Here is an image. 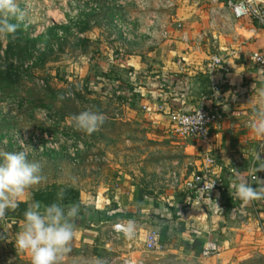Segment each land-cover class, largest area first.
I'll return each instance as SVG.
<instances>
[{"label": "crops", "instance_id": "obj_1", "mask_svg": "<svg viewBox=\"0 0 264 264\" xmlns=\"http://www.w3.org/2000/svg\"><path fill=\"white\" fill-rule=\"evenodd\" d=\"M148 1L145 10L135 4L126 7L125 15L145 26L154 12L161 22L172 24L169 38L150 46L146 36L125 42L121 35L117 39L108 35L119 48L115 53L102 49L112 63L101 60L107 74H94L86 85L98 90L103 102H114L119 122L140 121L154 139L170 138L172 113H188L199 106L218 111L221 118L211 128L209 143L196 139L185 149L202 154L197 172L206 168L204 159L211 156L210 175L221 185L203 195L191 194L183 185L148 193L142 182L117 165L100 187L102 192L90 197L81 192L78 230L62 264H264V197L244 202L230 188L238 177L254 188L264 182V171H256L264 166V133L253 127L257 113L264 111V65L252 59L253 53L264 55V30L253 19L232 16L233 29L211 30V0ZM177 23L189 35L188 42L175 29ZM94 29L98 31L85 34L89 39L99 37L94 44L104 45V30ZM201 33H206L203 40L198 39ZM212 54L223 57V64L212 67ZM32 196L26 193L21 202L29 206ZM39 202L42 207L52 204ZM55 203L70 206L61 200ZM23 221L8 212L0 220L5 235L0 264H30V255L8 242L22 230ZM115 224L131 225L132 235L113 240ZM151 231L159 233L161 251H146ZM213 240L221 247L219 254L202 257L203 245Z\"/></svg>", "mask_w": 264, "mask_h": 264}, {"label": "rangeland", "instance_id": "obj_2", "mask_svg": "<svg viewBox=\"0 0 264 264\" xmlns=\"http://www.w3.org/2000/svg\"><path fill=\"white\" fill-rule=\"evenodd\" d=\"M82 1L15 0L23 17L20 21L26 27L20 25L13 33L16 49L11 57L7 55L9 34H0V68L9 70L12 66L14 77L9 79H17L0 80V150H25L30 160L41 164L43 180L29 193L32 198L35 193L42 194L47 203L60 201L58 194L67 189L74 192L72 197L81 192L87 197L97 195L117 165L142 182L148 193L173 191L197 173L196 161L202 159V154L187 153L185 149L193 146L189 142L196 141L195 138L181 136L172 125L170 138L154 139L147 135L148 129L140 121L117 122V127L113 125L107 130L104 122L92 134L75 127L74 117L85 110L98 112L104 119H119L114 102H103L98 90L83 92L75 84L96 73L107 74L101 60L112 62L109 57L104 58L102 49L115 53L119 48L117 43L107 40L108 35L113 39L120 35L112 25L113 20L108 19V0H95L103 9L89 19L90 31L96 30L93 27L104 30H101L107 41L104 45L94 44L99 37L89 39L76 27L72 29V41L61 40L63 32L56 40L46 33L53 25L77 21L84 13ZM86 21L87 17L81 20V28L87 26ZM42 36L47 42H32ZM82 40H87L88 53H83ZM65 101L69 102L68 108L64 107Z\"/></svg>", "mask_w": 264, "mask_h": 264}, {"label": "clouds", "instance_id": "obj_3", "mask_svg": "<svg viewBox=\"0 0 264 264\" xmlns=\"http://www.w3.org/2000/svg\"><path fill=\"white\" fill-rule=\"evenodd\" d=\"M12 18H23L15 0H0V34L16 31L18 24L10 22ZM74 123L78 130L92 134L102 126L104 117L98 112L85 110L74 117ZM253 127L258 133H264V111L257 113ZM21 144L23 148L24 143ZM256 171H264V166L258 167ZM237 179L238 182L230 186L235 189L236 198L250 202L264 197V182L259 181L254 188L248 181L239 177ZM42 180L41 164L30 160L27 151L0 150V219H4L8 211L15 210L26 193ZM58 196L63 200L64 193ZM79 214L80 207L77 204L63 206L52 203L42 207L39 201H34L24 213L22 230L15 235L14 241L8 239V242H14L17 251L28 253L30 264H62L75 239ZM125 232L131 236L132 226L129 225ZM4 239L5 235L0 234V241Z\"/></svg>", "mask_w": 264, "mask_h": 264}, {"label": "built area", "instance_id": "obj_4", "mask_svg": "<svg viewBox=\"0 0 264 264\" xmlns=\"http://www.w3.org/2000/svg\"><path fill=\"white\" fill-rule=\"evenodd\" d=\"M111 5L116 6L120 10L114 15L113 27L120 33L125 42L135 41L143 36L148 37V44L154 46L158 44V39L165 40L170 36V26L168 22H161L158 15L154 12L149 16V24L140 26L134 24V18L125 15V8L131 4H135L145 10L149 4L148 0H111ZM81 10L91 12L98 10L97 3L93 0H83L81 2ZM210 29H221L228 31L234 28V22L231 16L237 20L253 19L257 25L264 30V0H211L210 1ZM161 5H158L160 8ZM29 25V23H27ZM176 30L182 33L185 42L189 41V35L183 31L180 23L176 24ZM206 33H201L198 37L203 40ZM200 45L198 43L197 47ZM252 59L264 65V55L253 53ZM211 66L218 67L223 64V57L212 54L210 57ZM70 92L66 94L70 96ZM221 114L218 111L210 110L206 106H199L191 112H175L171 114L176 132L183 137H191L200 140L203 144L210 141L211 128L219 122ZM75 156L74 153H71ZM206 168L197 172L190 179L184 180L183 185L191 194L200 193L201 195L216 191L220 187V182L210 175V165L213 164L211 156H206ZM2 220V219H0ZM126 227L121 224H115L112 228V239L121 241L122 236H128L125 232ZM0 234H4V230L0 224ZM3 241H0V244ZM145 249L148 252H158L163 249L160 241V235L156 231H151L146 235ZM221 247L216 241H207L201 250L202 257H212L218 255Z\"/></svg>", "mask_w": 264, "mask_h": 264}, {"label": "trees", "instance_id": "obj_5", "mask_svg": "<svg viewBox=\"0 0 264 264\" xmlns=\"http://www.w3.org/2000/svg\"><path fill=\"white\" fill-rule=\"evenodd\" d=\"M95 2V0H93ZM111 0H108L107 2V5L109 6V18L108 19H112L114 18V15L120 10L119 8H117L116 6H113L109 3ZM223 1H226V0H223ZM95 3H97L99 9L98 10H93L91 12H88V11H84V13L80 14L79 18L77 21H71L69 24L67 25H53L51 27L48 28L47 30V34L49 33V36H51V39H54L56 40L57 37L59 36L58 34L60 32H63V35L61 38V40H68L69 39L71 40V36L72 34L74 35V33L72 32V29L73 28H77L79 32H89L92 27L90 26V21L89 19L90 18H94L95 15L94 14H100L102 12V9L103 7H101V5L96 1ZM87 17V21H86V25L85 27H82L81 28V20L84 19ZM107 19V20H108ZM108 20V21H110ZM20 20H11L12 23H17L18 22V26H20L22 28V26H25L24 23H21L19 22ZM20 23V24H19ZM112 23V21L110 22V24ZM109 26V25H108ZM26 27V26H25ZM88 28V29H87ZM95 28V27H93ZM17 30V29H16ZM45 33V34H46ZM13 33L9 34V50L7 51V55L8 57H11V55L13 56V51L16 49V45L13 43ZM76 38V36H74V39ZM73 39V40H74ZM41 40H45L47 42V38L46 37H39V39H37V37L35 39L32 40V42L34 44H36L37 41H41ZM72 41V40H71ZM82 44H83V49H84V52L83 53H88V44H87V40H82ZM18 48V47H17ZM0 50H1V42H0ZM27 67V66H26ZM12 70V71H11ZM106 74L104 75H100V74H96V77H105ZM12 76L14 77L13 75V68L12 66L10 67L9 70L7 69H3V68H0V80H4L6 82H11V81H16V80H10L12 78ZM10 78V79H9ZM90 81V79H85V80H82V83L80 82L79 85L77 84L76 87L79 88L83 91V92H88V93H91L92 89H90V85L88 87V84L86 85V82L88 83ZM73 86V85H72ZM64 107L68 108L69 106V102H66L64 103ZM71 106V105H70ZM72 107V106H71ZM68 114H71V111H67ZM106 119H104V122H105V130L107 129H111L113 127V125L116 126L117 122L119 121H116L115 119H110L108 117H105ZM121 123V122H119ZM121 124H124V123H121ZM117 127V126H116ZM148 192V191H147ZM70 193H71V196H70ZM72 193H74L73 191H71L70 189H67L65 192H64V197H63V204H69V205H72V204H77V205H80L79 203V197L80 195L78 194H75L73 197H72ZM34 201H40V200H45L44 196L40 193H35L34 195ZM69 199H72L71 201H69ZM27 207H28V204L26 202H20L18 207L15 209V210H10L8 211V213L12 214V215H16V214H19V216H21L22 218H24V213L25 211L27 210Z\"/></svg>", "mask_w": 264, "mask_h": 264}]
</instances>
